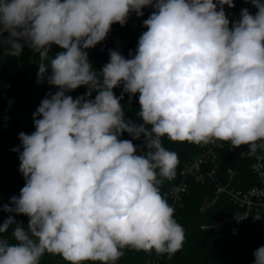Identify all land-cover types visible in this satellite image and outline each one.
<instances>
[{
    "label": "clouds",
    "instance_id": "1",
    "mask_svg": "<svg viewBox=\"0 0 264 264\" xmlns=\"http://www.w3.org/2000/svg\"><path fill=\"white\" fill-rule=\"evenodd\" d=\"M246 2L256 13L242 9L230 22L224 5L233 0H0V51L19 56L27 46L41 61L38 83L58 89L12 149L25 185L0 211L29 220L0 225V264H40L45 253L116 264L125 249L169 258L181 250L185 230L161 192L179 159L163 139L264 148V3ZM149 7L135 53L109 50L95 71L86 50ZM52 45L63 49L54 58ZM80 86L85 95L66 94ZM125 94H139L140 122L126 117ZM254 257L264 264V246Z\"/></svg>",
    "mask_w": 264,
    "mask_h": 264
},
{
    "label": "trees",
    "instance_id": "2",
    "mask_svg": "<svg viewBox=\"0 0 264 264\" xmlns=\"http://www.w3.org/2000/svg\"><path fill=\"white\" fill-rule=\"evenodd\" d=\"M153 11L152 8L143 9L144 15L137 17L134 26L125 24H113L111 29L122 44L115 43L113 37H107L94 48L87 49L89 61L93 69L101 71L109 61V50H118L126 58L129 52L135 53L138 39L142 32L146 31L143 21ZM5 37L7 33L4 34ZM63 51L56 45H52L49 55H55ZM40 58L25 46L19 56H9L6 50L0 51V205H9L12 196H19L21 188L25 185V178L20 172L19 152L12 151L20 147L19 133L31 134L35 131L33 113L36 112L45 96L58 91L55 86L48 85L47 81L38 83V71ZM47 63V61H45ZM50 71V70H49ZM88 91L86 86H80L76 90L66 93L74 99L85 95ZM116 96L121 95L122 87L114 90ZM93 92L91 99L95 98ZM139 94L129 100L127 94L121 101L126 117L140 122ZM122 139H132L124 133ZM134 144L142 145L140 140H133ZM210 143V142H209ZM208 143V144H209ZM208 144H194L190 142H172L163 139L165 148L178 154L179 164L176 168V176L172 181H166L161 187L162 194H173L177 190L182 177L181 171L184 165L198 156ZM248 146L237 148L236 151L226 150L224 170L232 169L238 177L234 183L237 189H246L247 181L251 177V161L246 156L241 158L239 153ZM22 151V148L20 149ZM188 190L183 195V207L179 209L177 221L185 227V241L180 251L169 258L166 254L161 255L159 264H255L254 253L264 246V219L251 221L242 227L236 234L226 227L220 231L202 229V226L211 225L216 219L239 211L227 195H221L215 200L214 186L212 183L199 184L192 178L187 179ZM254 183V181H253ZM171 205V200L166 197ZM215 200V201H214ZM12 216L16 221L22 222L25 227L29 218L26 215H17L0 211V225ZM5 236L10 242L15 243L11 237V229ZM124 256L116 264H146L156 253L137 252L125 249ZM40 264H67L59 255L48 254L41 258ZM84 264H99V262H84Z\"/></svg>",
    "mask_w": 264,
    "mask_h": 264
},
{
    "label": "built area",
    "instance_id": "3",
    "mask_svg": "<svg viewBox=\"0 0 264 264\" xmlns=\"http://www.w3.org/2000/svg\"><path fill=\"white\" fill-rule=\"evenodd\" d=\"M215 2V0H214ZM235 7L229 8L224 5V11L230 22L240 18L241 10L247 8L255 14L257 9L246 0H233ZM264 3V0H261ZM132 16V14H130ZM126 24L134 26L128 19ZM231 27V23H230ZM236 151L230 142L212 141L198 156L188 161L181 171L182 180L175 194H167L171 205L175 209L174 218L177 220L178 211L183 207V195L187 193V179L192 178L196 183H212L216 198L227 195L229 200L238 207L239 211L216 219L211 225L202 226V229L220 231L226 227L236 234L242 227L251 221L264 219V148H258L255 154H249V149H242L239 153L241 158L248 157L251 161V172L254 176L247 181L246 189H237L234 183L238 180L232 169L224 170V152ZM254 181V183H253ZM238 182V181H237ZM214 200V201H215ZM178 222V221H177ZM185 230V227H183ZM161 255H155L146 264H159Z\"/></svg>",
    "mask_w": 264,
    "mask_h": 264
},
{
    "label": "rangeland",
    "instance_id": "4",
    "mask_svg": "<svg viewBox=\"0 0 264 264\" xmlns=\"http://www.w3.org/2000/svg\"><path fill=\"white\" fill-rule=\"evenodd\" d=\"M128 19H129V21L131 23H136L137 22V17L135 15L134 16L130 15ZM107 37H113L115 43L118 44V45H121L122 44V41L117 36L114 35L112 29H111V31H110V33L108 34ZM124 111H125V115H126L127 114V110H124ZM225 158H226V154L224 153V159Z\"/></svg>",
    "mask_w": 264,
    "mask_h": 264
}]
</instances>
